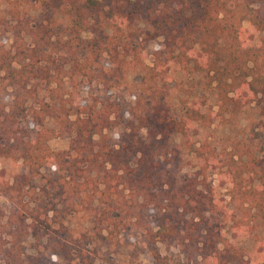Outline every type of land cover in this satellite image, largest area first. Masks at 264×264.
Here are the masks:
<instances>
[{
	"label": "trees",
	"instance_id": "16d2710c",
	"mask_svg": "<svg viewBox=\"0 0 264 264\" xmlns=\"http://www.w3.org/2000/svg\"><path fill=\"white\" fill-rule=\"evenodd\" d=\"M134 71L123 107L111 96ZM245 106L264 127V0H0V264H94L105 231L133 226L155 264L156 241L264 264V164L248 143L192 138ZM80 206L94 215L74 230Z\"/></svg>",
	"mask_w": 264,
	"mask_h": 264
},
{
	"label": "rangeland",
	"instance_id": "374dc122",
	"mask_svg": "<svg viewBox=\"0 0 264 264\" xmlns=\"http://www.w3.org/2000/svg\"><path fill=\"white\" fill-rule=\"evenodd\" d=\"M149 64V61L146 60ZM139 76L136 72H129L125 82L126 90H114L113 96L119 100V103L123 107H127L130 103V92L137 90L135 82H137ZM179 80H184V87L187 86L186 80L183 79L180 72L172 74L171 80L168 85V95L165 98V102L168 103L170 109L174 115L178 113L180 99L182 97V90L179 86ZM188 80V79H187ZM193 84L196 85V81L193 80ZM196 95L201 97L200 86H195ZM204 107L203 109H215V99L210 91L204 93ZM258 117L256 115L255 108L252 106H245L238 114L227 122H220V124H211L208 129L197 128L192 131L193 140L201 139L203 136H207L208 139L216 146L217 149L226 147L229 149L230 141L236 140L239 143L250 144L253 152L258 156L264 164V127L257 126L256 121ZM117 129L114 128V131ZM112 139V138H111ZM48 144L51 149L65 150L68 146V138L64 136H54ZM214 179L216 191L218 196L227 200L228 185L226 184L225 177L221 180L218 179L216 174L211 176ZM5 206V200L0 197V209ZM84 206V205H82ZM94 212L84 210L80 206L79 210L74 212L69 219V225L74 230L82 229L90 226V221L93 219ZM109 229H112V224H108ZM120 227L113 229V233H108L107 237L95 243L96 254L94 264H155V260L146 248L145 244L141 242L139 236L143 230H138L136 226L131 227L130 231L120 230ZM132 233L134 235H132ZM138 240H135V238ZM240 243L247 241L244 238H239ZM154 246L157 248L160 255L165 257L167 264H206L200 256L186 253L183 251V247L180 244H168L165 245L161 242H155Z\"/></svg>",
	"mask_w": 264,
	"mask_h": 264
}]
</instances>
